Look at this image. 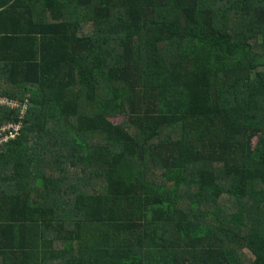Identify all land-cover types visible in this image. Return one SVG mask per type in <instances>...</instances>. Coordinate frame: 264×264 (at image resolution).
Wrapping results in <instances>:
<instances>
[{
  "label": "trees",
  "instance_id": "trees-1",
  "mask_svg": "<svg viewBox=\"0 0 264 264\" xmlns=\"http://www.w3.org/2000/svg\"><path fill=\"white\" fill-rule=\"evenodd\" d=\"M0 97V264H264V0H0Z\"/></svg>",
  "mask_w": 264,
  "mask_h": 264
},
{
  "label": "built area",
  "instance_id": "built-area-1",
  "mask_svg": "<svg viewBox=\"0 0 264 264\" xmlns=\"http://www.w3.org/2000/svg\"><path fill=\"white\" fill-rule=\"evenodd\" d=\"M0 106H4L8 109H16L19 108V119L22 117L23 113L25 112L26 105L19 104L16 101L7 99L5 97H0ZM21 123H7L0 127V144L5 142L9 139H13L20 131Z\"/></svg>",
  "mask_w": 264,
  "mask_h": 264
},
{
  "label": "rangeland",
  "instance_id": "rangeland-1",
  "mask_svg": "<svg viewBox=\"0 0 264 264\" xmlns=\"http://www.w3.org/2000/svg\"><path fill=\"white\" fill-rule=\"evenodd\" d=\"M116 121H119V118H117V119H114V122H116Z\"/></svg>",
  "mask_w": 264,
  "mask_h": 264
}]
</instances>
